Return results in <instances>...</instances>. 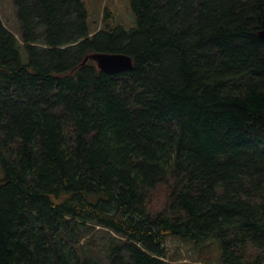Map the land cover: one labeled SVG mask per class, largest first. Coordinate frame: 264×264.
I'll return each mask as SVG.
<instances>
[{"label":"trees","instance_id":"obj_1","mask_svg":"<svg viewBox=\"0 0 264 264\" xmlns=\"http://www.w3.org/2000/svg\"><path fill=\"white\" fill-rule=\"evenodd\" d=\"M13 2L22 44L0 18V264H173L169 236L262 264L264 0H130L135 27L105 9L95 31L82 0ZM94 52L133 67L103 72L84 62ZM162 184L169 203L153 211Z\"/></svg>","mask_w":264,"mask_h":264},{"label":"rangeland","instance_id":"obj_2","mask_svg":"<svg viewBox=\"0 0 264 264\" xmlns=\"http://www.w3.org/2000/svg\"><path fill=\"white\" fill-rule=\"evenodd\" d=\"M82 2L88 11V27L91 31L101 27L105 9L107 10L106 21L108 23L122 25L125 29L135 27V14L131 10L130 0H82ZM0 18L22 44L20 23L16 16L13 0H0ZM21 57L22 61L26 62L27 57L23 49H21ZM3 176L4 173L0 165V179ZM168 203L169 191L162 184L152 192L149 207L153 211H159L165 208ZM166 248L167 259L173 264H222L216 240L195 243L187 238L169 236L166 239Z\"/></svg>","mask_w":264,"mask_h":264},{"label":"water","instance_id":"obj_3","mask_svg":"<svg viewBox=\"0 0 264 264\" xmlns=\"http://www.w3.org/2000/svg\"><path fill=\"white\" fill-rule=\"evenodd\" d=\"M258 36L264 41V28L258 31ZM87 59L94 61L101 71L109 74L128 71L133 67L131 57L124 53L94 52L86 56L84 62Z\"/></svg>","mask_w":264,"mask_h":264}]
</instances>
